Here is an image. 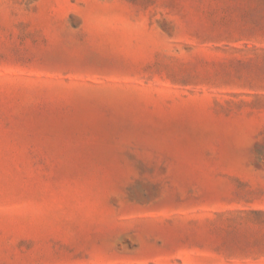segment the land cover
I'll use <instances>...</instances> for the list:
<instances>
[{
  "label": "rangeland",
  "instance_id": "rangeland-1",
  "mask_svg": "<svg viewBox=\"0 0 264 264\" xmlns=\"http://www.w3.org/2000/svg\"><path fill=\"white\" fill-rule=\"evenodd\" d=\"M0 264H264V0H0Z\"/></svg>",
  "mask_w": 264,
  "mask_h": 264
}]
</instances>
